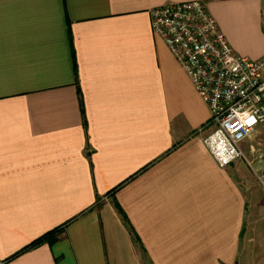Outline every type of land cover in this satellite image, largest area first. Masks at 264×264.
<instances>
[{
	"label": "crops",
	"instance_id": "obj_1",
	"mask_svg": "<svg viewBox=\"0 0 264 264\" xmlns=\"http://www.w3.org/2000/svg\"><path fill=\"white\" fill-rule=\"evenodd\" d=\"M182 1L0 0V264L264 263V241L241 248L252 176L217 163L209 107L152 28ZM204 1L264 58V0Z\"/></svg>",
	"mask_w": 264,
	"mask_h": 264
},
{
	"label": "built area",
	"instance_id": "obj_2",
	"mask_svg": "<svg viewBox=\"0 0 264 264\" xmlns=\"http://www.w3.org/2000/svg\"><path fill=\"white\" fill-rule=\"evenodd\" d=\"M161 36L210 110L204 143L225 167L243 157L241 143L264 123V58L235 51L204 0L172 2L151 11ZM264 188V170L259 174Z\"/></svg>",
	"mask_w": 264,
	"mask_h": 264
},
{
	"label": "rangeland",
	"instance_id": "obj_3",
	"mask_svg": "<svg viewBox=\"0 0 264 264\" xmlns=\"http://www.w3.org/2000/svg\"><path fill=\"white\" fill-rule=\"evenodd\" d=\"M241 149L244 155L237 162L242 165L246 175L252 176L254 182L250 186L251 192L248 196L251 209L248 211L241 238L244 235L245 239L251 237L257 250L264 241V188L259 179V174L264 170V123L241 143ZM243 184L246 185V182L243 181ZM247 245L246 240L242 238L241 248L245 249ZM261 252L260 255L264 254V249Z\"/></svg>",
	"mask_w": 264,
	"mask_h": 264
},
{
	"label": "trees",
	"instance_id": "obj_4",
	"mask_svg": "<svg viewBox=\"0 0 264 264\" xmlns=\"http://www.w3.org/2000/svg\"><path fill=\"white\" fill-rule=\"evenodd\" d=\"M71 44H72V50H73V65H74V69L75 72L77 73V60L75 57V51H74V46H73V38L71 36ZM82 110L84 111V107L82 105ZM118 188L114 189L117 190ZM118 210L123 213V210L121 209V207L119 206L118 203H116ZM64 230V225L59 226L55 229H52L51 231L45 233L44 235H42L41 237L37 238L36 240L32 241L29 245H27L24 249H22L21 251H19L18 253H16L15 255H13L12 257H10L7 260H11L12 258L16 257L17 255H19L20 253L27 251L29 249L35 248L45 242H48L50 244H53L57 239L59 234Z\"/></svg>",
	"mask_w": 264,
	"mask_h": 264
}]
</instances>
